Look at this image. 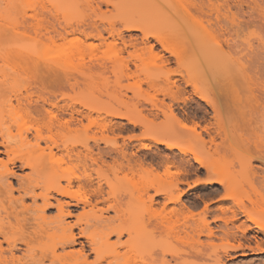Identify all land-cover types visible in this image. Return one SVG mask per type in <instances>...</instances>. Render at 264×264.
<instances>
[{
  "label": "bare ground",
  "instance_id": "bare-ground-1",
  "mask_svg": "<svg viewBox=\"0 0 264 264\" xmlns=\"http://www.w3.org/2000/svg\"><path fill=\"white\" fill-rule=\"evenodd\" d=\"M143 1L124 6L119 28L114 22L99 29L83 22L68 23L64 15L59 18V7L75 0H59L45 10L46 25L39 24L34 14L27 16L26 25H19L20 30L16 22L12 27L9 21H0V30L8 28L14 41L33 33L43 37L53 52L45 61L24 52L6 62L8 69L29 72L22 82L3 72L0 75V264H19L21 259L14 252L21 246L23 259L39 253L40 259L33 264H221L215 240L224 241L227 257L263 251L264 141L227 143V152L251 155L239 171L223 172L213 161L226 146L225 131L218 121L227 105V89L235 84L227 78V54L210 64L205 52H198L194 37L177 34L169 38L153 30L162 26L173 32L188 22L201 31L216 27L227 33L221 25V20L227 21V0H183V16L152 11ZM250 2L264 12L256 0ZM113 3L100 0L98 7ZM12 4L6 1L2 10L13 9ZM85 42L118 48L117 54L126 53L127 59L120 66L102 61L70 63L65 46ZM166 54L177 63L184 62L180 71L140 78L137 62L151 57L158 62L157 70L163 71L170 64ZM220 68L223 75H211ZM111 77L119 91V108L103 110L89 100L90 91L98 80L108 85ZM248 84L254 87L250 90L251 112L258 113L259 98L254 92L264 81ZM201 88L214 92L219 102H213ZM131 91L137 93L128 107L126 93ZM142 91L153 94L143 96ZM191 96L209 108L213 121L208 125L187 122ZM203 114L208 116L209 111ZM113 120L126 121L140 134L122 137L127 128ZM166 122L169 124L164 125ZM132 139L136 145L131 146ZM146 141L168 152H157L155 159H149ZM188 143L193 144L183 146ZM17 171L27 172L20 175ZM119 176L137 187L124 196L114 195L110 181ZM191 177L196 180L190 184ZM243 181L247 186L237 189ZM199 185L206 194L191 192ZM185 196L194 200L183 201ZM214 197L220 205L213 211ZM51 209L55 214L48 217ZM108 212L113 217L104 216ZM211 224L218 225L214 229ZM75 229L85 239L88 254L83 246L67 250L76 245ZM123 234L127 239L121 242ZM112 237L116 241L111 242ZM90 255L94 256L91 262Z\"/></svg>",
  "mask_w": 264,
  "mask_h": 264
},
{
  "label": "rangeland",
  "instance_id": "rangeland-1",
  "mask_svg": "<svg viewBox=\"0 0 264 264\" xmlns=\"http://www.w3.org/2000/svg\"><path fill=\"white\" fill-rule=\"evenodd\" d=\"M6 1L13 2V9H7L6 11L2 10ZM99 1L100 0H75V2H68L66 5L59 7L57 16L60 18L64 15L67 22L72 24L75 22H83L88 25H95L99 29H102L107 26V23L114 22L116 28H119L118 20L124 6L134 0H113L114 6L109 7H98ZM256 1L258 5L264 6V3H262L261 0ZM57 2H59V0H0V21L3 22V24H5V20L6 22L9 21L8 24L11 26L16 22L18 27L17 29L20 30V26L22 27V25H26V23L30 21L27 16H33L34 14L39 19V24L46 25L45 21L47 16L45 10L50 9L51 5ZM246 2L250 5V7H253L254 10L249 9ZM143 5L151 8L152 11H171L175 12L179 16H183L185 12L183 0H144ZM190 11L193 14H197L193 10ZM24 16L26 19H23ZM221 25L225 26L227 29V33L223 32L224 35H222L223 33L217 31L216 27H213L212 30L207 29L206 31H201L195 26V24L188 22L183 23L173 32L163 28L162 26H155L153 27V30L161 31L165 37L169 38L174 37L177 34H185L194 37L198 43V52H205V60L210 64H213V62H219L220 59H222V56L227 54V78L232 79L235 84L232 86V89H227V105L221 112V118L218 121V125L225 131L226 146L223 150H219L217 155L213 156V161L223 172H236L251 160V155L245 152H237L234 154L229 153L227 152V143L237 144L251 141H264V103H261L264 100V86L262 88H258L254 92V94L259 98L260 106L258 113H252L250 90L254 87H251V85L248 84L249 82L251 83V81L253 82L257 79L264 81V12H262L259 8L257 9V7L250 2V0H227V21L224 22L221 20ZM7 29H4L5 32L4 30H0V75L3 72V74H8V76L16 82H22L23 79L29 76V72L22 69H8V67H6V62H10V59L12 61L16 60V58H14L16 53L24 52V54L30 55L35 58V60L45 61L53 56V52L48 49V43L43 37H36L33 33H26L25 37H21L18 40L16 39L17 41H14L9 37L10 31ZM126 35L127 33H125V36ZM65 49H67L69 62L73 64H88L90 62L102 61L106 63L113 62L115 65L120 66L127 59L126 53L120 55L117 54L116 50L118 48L110 50L104 47H95L91 45L90 42H85L84 44L76 47L65 46ZM166 56L170 60V64L163 69V71L157 70L158 62L151 57H145L142 61L137 62L139 64L140 78L146 74L160 75L161 72L164 71L171 73L180 71L184 62L181 61L180 63H177L174 57H170L167 54ZM223 74L224 71L221 68L211 72V75L216 77ZM174 78L177 79L179 77L176 75ZM110 79L111 83L108 85L102 84L98 80L95 86H93L94 89L90 91L89 100L95 102L103 110L119 108L117 104L119 91L112 82L114 77H111ZM187 90L190 89L187 88ZM200 91L207 95L213 102H219V98L214 92L204 88H201ZM135 93H137V91L126 93L129 99L127 100L128 107H130L132 103L131 99ZM147 94H153V92H141V95L143 96ZM191 97L193 98V101L187 104V115H189L187 116V122H199L202 126L208 125L209 122L211 123L213 121L210 119L211 112L206 104L195 96ZM157 98L158 100L162 99L160 95H158ZM168 102V100H165V103ZM197 105L201 107V110L197 108ZM202 108L207 112L209 111L208 116H204V110ZM113 121L121 122L124 124V127L127 128V130H124L121 133L122 137L127 138L128 136L140 134L139 130L132 131L130 129V125H128L126 121ZM165 124L169 123L166 122L164 125ZM164 125H162V127ZM217 141L220 142V140ZM130 142L131 146L137 144L135 139H132ZM117 143L121 144L122 139L119 138ZM145 143L150 147V150L145 151L149 159L157 152H168L161 145H154L150 141H146ZM191 144L193 143H188L183 146H189ZM173 153L180 156L176 150H174ZM141 154L143 153L137 152V155L140 156ZM2 157L3 156H1V158ZM153 158L155 159V157ZM253 164L258 166V163L256 162H253ZM175 171L176 170H173V172ZM26 172L27 171L21 173L17 171L20 175ZM162 180H165V178ZM193 180H196V177L189 178V183L191 184ZM12 184L16 187L15 180L12 181ZM246 186L245 181H243L240 186L238 185L236 188L240 189L245 188ZM135 187L137 186L123 181L120 176L116 179H111L110 181V191L116 196H124V194L132 191ZM182 188L187 189V186H182ZM106 190H108V188L105 187V191ZM257 191L261 192V187H258ZM191 192L201 195L207 193V191L200 185L194 190H191ZM14 195L17 196L16 193ZM217 199L218 197L213 198V201L216 200L212 204L211 209L213 211L217 205H220ZM184 200L193 201L194 197L185 196L183 197V201ZM157 201L161 202L162 200L158 199ZM29 202L30 201L28 200L26 201V203ZM197 202L201 208L202 203L199 200H197ZM77 211L80 212L79 209ZM54 214V209H51L46 213L48 217H52ZM113 215L114 214L112 212L104 214V216L109 218L113 217ZM217 225L211 224V227L215 229ZM77 233L78 230L75 229L74 234L77 237L76 245L67 248V250L77 251L81 249V246H83L85 253L88 254L85 239L78 237ZM126 239L127 235L123 234L120 241L124 242ZM99 241L101 242L103 239H100L99 237ZM114 241H116V237L111 238V242ZM213 244L221 256V264H264V249L256 254L247 252L245 257H241L239 255L240 253L237 252L231 253L230 256L227 257L224 255V241L215 240ZM23 249L24 247L21 246L20 250L14 252V256L19 257L17 259H21L20 262L22 263L19 262V264H33L34 261L40 259L39 253H35L31 258L28 257L23 259V254H21L23 253ZM119 251L120 253L123 252L122 249H119ZM93 259L94 256L90 255L88 261L91 262ZM188 260L191 262L193 261L192 259ZM121 261L122 260H120L119 263H122ZM196 262L199 264V261ZM208 263H210V261H208ZM44 264L49 263L44 261Z\"/></svg>",
  "mask_w": 264,
  "mask_h": 264
},
{
  "label": "snow or ice",
  "instance_id": "snow-or-ice-1",
  "mask_svg": "<svg viewBox=\"0 0 264 264\" xmlns=\"http://www.w3.org/2000/svg\"><path fill=\"white\" fill-rule=\"evenodd\" d=\"M206 206V205H205Z\"/></svg>",
  "mask_w": 264,
  "mask_h": 264
}]
</instances>
